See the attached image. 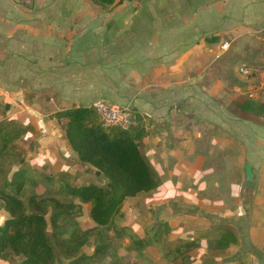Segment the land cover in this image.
<instances>
[{"label":"crops","instance_id":"crops-1","mask_svg":"<svg viewBox=\"0 0 264 264\" xmlns=\"http://www.w3.org/2000/svg\"><path fill=\"white\" fill-rule=\"evenodd\" d=\"M259 35L264 0H124L106 6L0 0V175L7 162L11 174L4 180L26 169L33 187L44 188L47 175L61 174L70 185L98 184L53 113L97 102L129 107L147 122L139 149L161 182L145 194L169 214L167 240L195 239L181 218L197 231L210 226L206 214L223 220L236 238L220 264H264V117L236 109L230 94L217 90L215 77L206 78L214 59L227 51L216 57L221 43L230 39L239 49L251 44L259 53ZM232 94L238 95L233 88ZM93 174L106 183L103 174ZM129 227L139 237L154 232ZM130 244L128 251L148 264L173 263L164 257L163 242L139 250ZM201 249L207 245L196 250L198 257Z\"/></svg>","mask_w":264,"mask_h":264},{"label":"trees","instance_id":"trees-1","mask_svg":"<svg viewBox=\"0 0 264 264\" xmlns=\"http://www.w3.org/2000/svg\"><path fill=\"white\" fill-rule=\"evenodd\" d=\"M93 1L106 6L124 0ZM234 85L244 87L245 84L236 76ZM234 106L241 112L264 117V100L238 94ZM131 111L134 123L126 130L118 126H104L95 105L73 104L53 113V117L63 126L66 140L80 163L103 174L107 181L103 185H70L64 174L57 179L47 175L46 180L42 181L45 182L43 186L48 192L58 187V192L55 190L57 195L38 197L26 169L13 172L8 180L1 179L0 203L6 215L0 223V264L11 256L20 258L10 264H56L55 247L62 255L69 257L70 264H89L104 259L109 251L107 264H118V247L110 248V243L104 238V230L109 227H115L117 239L128 237L131 248L135 250L154 241L163 242L164 245L162 240H167L171 230L164 220L159 222V228L149 237H139L130 228L118 224L124 219L122 207L129 198L156 189L161 182L150 161L139 149L146 135L147 122L143 115ZM5 141L10 139L5 137ZM23 198H28L26 203ZM83 205L89 206L88 215L95 223L94 227L83 229L76 224L70 236H64L65 220H75L80 216ZM48 213L52 236L47 232ZM92 239V251L83 250ZM234 242L235 236L226 230L216 240L207 244L205 241V244L208 248L209 243L211 250L221 253ZM202 243L199 238L174 243L163 249L164 257L172 264H209L208 257L196 255ZM196 257L200 262H196Z\"/></svg>","mask_w":264,"mask_h":264},{"label":"rangeland","instance_id":"rangeland-1","mask_svg":"<svg viewBox=\"0 0 264 264\" xmlns=\"http://www.w3.org/2000/svg\"><path fill=\"white\" fill-rule=\"evenodd\" d=\"M258 37H260L261 39H256L254 41H256L257 44L261 47V50L259 53H256L255 47H253L251 44L246 48L244 47L245 44H243L241 49H239V47L235 45V42H231L230 39H228L230 42L228 50L221 57L214 59L213 64L209 67L210 68L209 74L207 71V74L209 75V77H206V78L211 81L212 77H215L214 82L216 83V85L218 87L217 90L220 91V93H224L226 95L230 94V98H232V100H235V98L232 94V87H233L234 83H236V75L234 73V67H235L236 63L239 60H246V61H248L254 65H261L264 63V36L259 35ZM212 74H213V76H212ZM3 159H2V161H3ZM1 165H2V167H4L5 171L2 170L1 175H0V181H1V179H3L6 176V174H11L9 167H7L8 169L5 167V166H8L7 162L2 163ZM88 169L90 172L89 176L91 178H93L94 180H97L99 185H103V183L101 182L102 179H100V178L96 179L95 177H93L94 176L93 169L90 167ZM0 188H1V182H0ZM34 189L37 193L36 196H38V197H46V196H49L48 194L54 196V195H57L56 192H58V187L53 189L52 192L46 191L47 188H45V187L43 188L40 185H36V187H34ZM55 190H56V192H55ZM146 195H148V194L143 193L142 195H140V197L135 196L133 198H129L124 203V205L122 207V210L124 212V219H122L121 222L120 221L118 222V224H120V226L123 225L126 228H130L129 226L131 224H136L140 230V233H143L144 230H145V232H149L151 230V228H153L154 231L159 228V222L161 220H164V218L169 216V214L165 213L163 210L156 209L157 205H156L155 201L152 202L151 198L146 197ZM23 200L26 203L28 198H23ZM150 200H151V202H150ZM180 202H182V201H180ZM1 206H2V203H0V207ZM180 207H181V210H183L186 215L192 214L191 207H188L184 204H182V206H180ZM160 208H162V207H160ZM88 209H89L88 205H83L82 214L80 216H78L75 220H67V221L65 220L66 233L64 234V236L69 237L71 234V231L73 230V228L76 224L79 225L83 229H89V228L94 227L95 223L89 218ZM0 213L6 215V212L3 211V208L0 209ZM204 217H205V220L208 221L207 223H210V226L206 227V228H201L200 230L197 229L198 232L195 229V225L193 223H191L190 220H185V218L183 217V218H181L182 220L180 221L182 223V227L184 228L185 231L192 232V237L196 236V238L198 237L202 240L204 239V241H203L204 244H205V241L207 244L208 241L216 240L220 236L221 232H223V230H225V229L228 230V228H229V226H227V225L224 226V224L221 222L223 220H220V219L215 220V219H213V217H210L209 215H206V214H204ZM46 218L48 221L47 232H48L49 236H52L51 234H52L53 228H52V225L50 223V213H48L46 215ZM177 222H179V220ZM114 228L115 227L106 228L104 230V238L110 243V248H113L115 246L120 247V251H121L120 256L122 259V264H124L125 262H126L125 264H148L144 260L145 257L139 256V254H137V253H131L128 251L126 245L129 244L130 240L128 239V237L122 238V239H117ZM175 237H177V235L170 236V238H171L170 240L165 241V239H163L162 240V241H164L163 249L169 248V246L174 245V243L177 244V243L181 242L180 239H178V238L175 239ZM184 237H185V235H184ZM242 239H243L242 244L246 245L247 244L246 239H244L243 237H242ZM51 240L54 243V240L52 239V237H51ZM169 241L172 243H170V244L167 243ZM93 246H94V241L92 239L91 241L87 242V244L84 246L83 250L91 252ZM210 246L211 245L208 243V249L209 250L202 251V249H201L199 251V255H203V257L213 258L214 261L212 262V264H220L221 260H223V258H224L223 254H225L226 252L225 251L221 252V253L215 252V251L211 250ZM239 248H240V245L237 244V247L234 250V251H236L235 252L236 254L239 253V251H240ZM120 251L118 249L117 252L119 253ZM249 251L254 252L252 250H249ZM55 252H56V264H70L69 263V261H70L69 257L62 255L58 247H55ZM109 252L107 253V255L104 259L100 258L99 260H96V261L91 262L89 264H107L109 259H110V257L108 256ZM118 256H119V254H118ZM254 256H256V254H254ZM19 258H20L19 256H17V257L11 256L7 260H4L3 263H1V264H10V263H13L15 261H18ZM156 258H157V256L153 257V259H156ZM119 259H120V257H119ZM215 259H217L218 261L215 262ZM160 264H162V263H160Z\"/></svg>","mask_w":264,"mask_h":264},{"label":"built area","instance_id":"built-area-1","mask_svg":"<svg viewBox=\"0 0 264 264\" xmlns=\"http://www.w3.org/2000/svg\"><path fill=\"white\" fill-rule=\"evenodd\" d=\"M19 1L28 5L34 0ZM228 48V41L221 43L218 47L216 57L223 54ZM236 73L245 85L244 87L235 85L233 87L235 93L245 95L250 99L264 100V64L254 65L248 61L241 60L236 66ZM95 108L100 122L104 126H118L126 130L134 123L132 111L129 107L108 102H97Z\"/></svg>","mask_w":264,"mask_h":264},{"label":"water","instance_id":"water-1","mask_svg":"<svg viewBox=\"0 0 264 264\" xmlns=\"http://www.w3.org/2000/svg\"><path fill=\"white\" fill-rule=\"evenodd\" d=\"M97 173H99V172H97Z\"/></svg>","mask_w":264,"mask_h":264}]
</instances>
